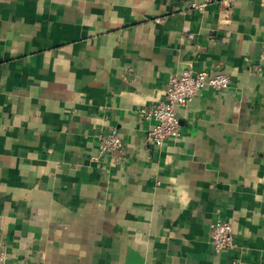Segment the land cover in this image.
Instances as JSON below:
<instances>
[{
	"label": "crops",
	"instance_id": "crops-1",
	"mask_svg": "<svg viewBox=\"0 0 264 264\" xmlns=\"http://www.w3.org/2000/svg\"><path fill=\"white\" fill-rule=\"evenodd\" d=\"M188 5L0 0V264H264V0ZM186 69L231 82L157 148L138 111Z\"/></svg>",
	"mask_w": 264,
	"mask_h": 264
},
{
	"label": "built area",
	"instance_id": "built-area-1",
	"mask_svg": "<svg viewBox=\"0 0 264 264\" xmlns=\"http://www.w3.org/2000/svg\"><path fill=\"white\" fill-rule=\"evenodd\" d=\"M188 9L201 10L215 0H188ZM251 65L252 72H259L264 67V37L261 52ZM230 76L224 72L193 71L186 69L167 78L163 100L143 107L138 111L140 119L148 123L146 140L160 148L168 139L180 137V125L177 109L185 107L190 99L205 88L224 90L229 87ZM123 143L119 133L111 129L101 138L98 154L101 156L121 154ZM208 241L216 253H227L234 249L235 243L230 224L217 220L209 224ZM0 261H5V254L0 252Z\"/></svg>",
	"mask_w": 264,
	"mask_h": 264
}]
</instances>
